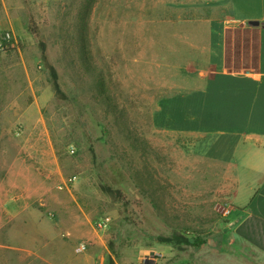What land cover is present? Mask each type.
<instances>
[{"label": "rangeland", "instance_id": "374dc122", "mask_svg": "<svg viewBox=\"0 0 264 264\" xmlns=\"http://www.w3.org/2000/svg\"><path fill=\"white\" fill-rule=\"evenodd\" d=\"M257 14L264 0H0V34L14 43L0 47V161L20 139L47 137L66 178L62 196L102 236L105 264L217 263L232 234L235 176L244 174L241 197L256 181L251 166L264 165L263 154L243 158L241 142L264 125V77L213 81L219 65L208 52L222 47L230 72L255 69L259 29L234 15ZM211 29L227 31V52L222 36L211 45ZM262 50L264 59V40ZM252 109L254 120H236ZM10 234L0 231V264H33L10 248ZM173 236L194 243L160 240Z\"/></svg>", "mask_w": 264, "mask_h": 264}, {"label": "crops", "instance_id": "0c3cea01", "mask_svg": "<svg viewBox=\"0 0 264 264\" xmlns=\"http://www.w3.org/2000/svg\"><path fill=\"white\" fill-rule=\"evenodd\" d=\"M253 16L255 18L234 15L237 24L243 28L249 25L251 19L261 23L259 26H252L256 27L255 30L259 29L261 38L257 68L247 72H230L225 62L219 64V58L223 54L222 47L217 52L212 46L209 48L208 62L210 65H219L218 73L211 78L213 81L222 75L245 76L252 81L264 77V15ZM209 34L211 45L214 36H222L227 52V31L211 29ZM225 57L226 55L223 56L226 61ZM243 93L251 98L257 97L252 89ZM252 104L255 106V103ZM39 106L35 99L28 105L25 113ZM253 112L252 109V113L246 116L238 112L236 120L252 121ZM34 124L36 127L42 126L41 122ZM260 127L264 129L261 124L259 129L242 133L241 142L250 154H245L243 158L253 157L255 154L264 156V130ZM17 144L18 148L13 153L9 149H3L4 161H0V231L11 227L10 240L13 244L10 248L27 251L33 264H105L110 251L102 236L95 232L90 219L83 215L81 204L74 203L71 199L65 200V196H62L69 194L60 184L66 178L61 173L58 159L51 154L49 139L37 134L35 138H22ZM251 168L255 169L251 174L256 181L243 191L241 197L244 174L242 178L235 176L230 209L227 211V224L232 234L223 240L224 245L217 252V263L209 261L204 264H264V165L261 169L256 165ZM83 242L88 243V250L78 254L76 250Z\"/></svg>", "mask_w": 264, "mask_h": 264}, {"label": "trees", "instance_id": "16d2710c", "mask_svg": "<svg viewBox=\"0 0 264 264\" xmlns=\"http://www.w3.org/2000/svg\"><path fill=\"white\" fill-rule=\"evenodd\" d=\"M42 54H43V58L46 60L47 57H46L45 45H43V47H42ZM249 71H251V70H249ZM50 73H51L53 88H54L56 95L64 98L65 95L63 93V90H62L60 82H59L58 72L53 66H50ZM160 240H161V242L167 243V244H187V245H189V244L194 243L191 239H188L184 236L162 237ZM198 244H201V243H198Z\"/></svg>", "mask_w": 264, "mask_h": 264}, {"label": "built area", "instance_id": "2783aa9c", "mask_svg": "<svg viewBox=\"0 0 264 264\" xmlns=\"http://www.w3.org/2000/svg\"><path fill=\"white\" fill-rule=\"evenodd\" d=\"M13 37L12 34L9 32H4L0 34V47L2 50H7L9 47L13 46ZM87 250V245L86 244H81L79 248L76 250V252L79 253H84ZM139 264H144V263H139Z\"/></svg>", "mask_w": 264, "mask_h": 264}, {"label": "water", "instance_id": "95a60500", "mask_svg": "<svg viewBox=\"0 0 264 264\" xmlns=\"http://www.w3.org/2000/svg\"><path fill=\"white\" fill-rule=\"evenodd\" d=\"M249 25H250V26H259V25H260V22L257 21V20H251V21L249 22Z\"/></svg>", "mask_w": 264, "mask_h": 264}]
</instances>
